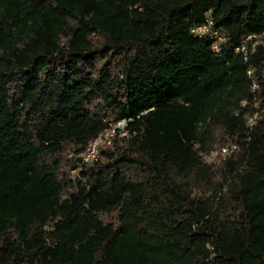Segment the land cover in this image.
<instances>
[{"label":"trees","instance_id":"16d2710c","mask_svg":"<svg viewBox=\"0 0 264 264\" xmlns=\"http://www.w3.org/2000/svg\"><path fill=\"white\" fill-rule=\"evenodd\" d=\"M253 32L264 0H0V264H264V43L234 51Z\"/></svg>","mask_w":264,"mask_h":264},{"label":"built area","instance_id":"2783aa9c","mask_svg":"<svg viewBox=\"0 0 264 264\" xmlns=\"http://www.w3.org/2000/svg\"><path fill=\"white\" fill-rule=\"evenodd\" d=\"M191 31L199 36L207 35L211 40V47L214 50L220 49V44L225 41L224 34L217 28L212 26V19L207 17L205 21L193 25ZM258 43H264V32L248 33L243 39L234 47V51L240 52L244 59L247 58L249 44L250 49H254ZM247 74L251 76V89L255 90L258 86L257 80L252 76V68L247 69ZM256 100V99H255ZM244 103V101H243ZM257 105V100L255 101ZM260 112L256 108L246 116V124L249 128L255 123ZM126 121L124 119L118 120L115 123H111L108 127L104 128L95 138L89 140L85 146L77 152V156L80 158V163L90 162L95 160L99 155V150L102 146L109 145L112 142L114 136H122L126 134L125 129ZM237 148V144L229 141L223 145H220L217 153L222 158L230 155Z\"/></svg>","mask_w":264,"mask_h":264},{"label":"rangeland","instance_id":"374dc122","mask_svg":"<svg viewBox=\"0 0 264 264\" xmlns=\"http://www.w3.org/2000/svg\"><path fill=\"white\" fill-rule=\"evenodd\" d=\"M220 136L218 135L216 137V139H219ZM220 145L212 148L211 150H199V154L201 155V159L206 162V163H213L214 165H216L217 163H219V161L221 159H223L221 157L220 154L217 153V150L219 148ZM102 218L104 221H114L115 220V213H105L102 215Z\"/></svg>","mask_w":264,"mask_h":264}]
</instances>
